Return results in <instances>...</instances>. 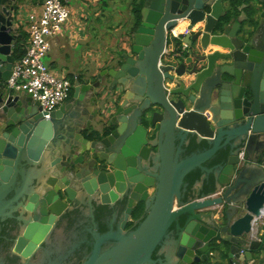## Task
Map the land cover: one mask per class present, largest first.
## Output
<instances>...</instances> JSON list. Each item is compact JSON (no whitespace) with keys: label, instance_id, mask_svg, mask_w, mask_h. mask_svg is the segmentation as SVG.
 Wrapping results in <instances>:
<instances>
[{"label":"water","instance_id":"1","mask_svg":"<svg viewBox=\"0 0 264 264\" xmlns=\"http://www.w3.org/2000/svg\"><path fill=\"white\" fill-rule=\"evenodd\" d=\"M16 1L0 0V218L21 211L15 252L29 258L39 250L65 208L53 200L61 183L42 195L38 187L55 183L48 160L64 142L63 172L73 170L89 192L98 188L105 206L127 201L121 226L94 234L82 264H201L226 244L229 264H264V0L251 11L237 0H139L128 51L95 80L91 70L77 76L72 97L50 118L6 84L22 38ZM101 121L115 128L110 135L77 132ZM62 124L75 130L69 139ZM193 137L211 147L183 157ZM224 148L226 161L205 166ZM197 168L203 176L189 196L185 179ZM211 175L214 190L200 194ZM141 203L147 216L128 233ZM111 240L117 244L103 251Z\"/></svg>","mask_w":264,"mask_h":264},{"label":"flooded vegetation","instance_id":"2","mask_svg":"<svg viewBox=\"0 0 264 264\" xmlns=\"http://www.w3.org/2000/svg\"><path fill=\"white\" fill-rule=\"evenodd\" d=\"M241 1L243 2V10L251 11L256 6V3H259L261 0ZM13 5L19 8L18 1L13 3ZM130 35L131 34L127 37L128 44L131 37ZM126 51H128V49L119 52L118 55ZM112 63L113 64L105 70H111L115 66V62ZM99 74H93L92 80H95ZM85 77L86 74H81V78ZM114 108L115 110L117 109V107ZM114 129L113 126L101 122L100 129L91 128V130H89L93 135L91 134L88 139L99 140V138L110 135ZM64 145L65 144L54 151H50L49 165L56 162V168L50 170V178H54L55 183H45L44 186H38L40 188L39 193L42 195L43 193L51 191L54 186L61 183L62 188L58 186L59 199L53 197V200H56L58 203H60L59 200L64 202L63 204L66 203L64 210L61 211V215L53 225L46 242L41 245L39 250L32 253L29 258H24L21 254L15 252L17 240L21 235L22 224L20 220H18L21 211L20 213L18 211L13 214L12 218H0V264H82L93 250L95 243L94 234H105L110 230L116 231L121 226L123 214L127 209L126 199L111 207L105 206L101 202V192L98 188H94L95 190L93 192H89L83 187L82 182L76 178L73 170L67 169L63 172L64 158L61 154L65 150ZM142 165L141 170L145 168L146 174L147 172H151L152 169L150 170V166L147 162H144ZM63 179H65L64 182L67 185L63 182ZM65 188L76 192V197L73 201L68 200ZM28 198V195H26V199L22 201L25 205L28 202ZM144 208V204L141 203L134 209L132 220L129 221L126 232L129 233L135 230L140 223L145 220L147 213H145ZM29 215L31 214L26 213L25 218ZM104 224L108 229L103 233L101 230ZM116 244L117 241H108L103 245V251H107ZM90 247L91 251L88 254Z\"/></svg>","mask_w":264,"mask_h":264},{"label":"crops","instance_id":"3","mask_svg":"<svg viewBox=\"0 0 264 264\" xmlns=\"http://www.w3.org/2000/svg\"><path fill=\"white\" fill-rule=\"evenodd\" d=\"M44 0H30V4L33 6L32 11H39L40 6L42 5ZM105 3V5H113L114 10L116 12V21L120 20L119 16L122 15L124 17V10H123V5H121V1H116L113 4L114 0H83V4H76V9L75 11H78V8H82L83 5L87 4L85 8L82 10L85 12V17L87 18L88 22L84 20V15H81L82 19H79L73 26L72 30L67 28L63 30L59 35L53 37L51 39V46L52 49L48 55V61L47 64L51 68L52 66H59L63 72L67 73V77L70 79L74 80L76 79L77 76L81 78V74H86L87 70H91L93 74H99L103 70L109 68L110 65H112L114 62L113 58L119 54V52H122L123 50H127L129 48L128 44V36H129V31L132 29V25L134 23V15L130 16V19L125 22L119 21L118 24L117 22L113 21L112 16L109 15L108 20L103 22V20L106 18L107 14L105 10H102L99 5L101 2ZM136 2L139 0H135ZM19 2V11L18 13L15 12L16 14V26L19 27V29H16L17 34L22 35V38L24 37L25 39L22 40V46L24 49L27 48L28 46V34L26 30L24 31L22 29V19H21V12L20 11L22 8L25 7V0H18ZM98 8V9H96ZM121 8V9H119ZM89 9L90 14H87L86 10ZM129 11V9H128ZM121 14V15H119ZM29 17V15H28ZM28 17L26 18V21L28 22ZM246 17V15H243V19ZM100 18L102 22H97L96 19ZM26 22V23H27ZM88 23L92 24L90 27L91 30L100 32L101 35L103 36L102 39H97L96 41L98 42V50L94 51V47H90L91 43L88 45H84L85 49L80 52V50L75 49L73 46L76 44L80 45L79 42L83 40L84 38L89 37V41L92 40L88 34L90 31L89 26L87 25ZM125 25V26H124ZM186 23L183 25H180L179 27V33H185L187 31ZM16 27V28H17ZM78 32H83L85 33L86 36L79 37ZM126 34L125 37H120L119 34ZM24 35V36H23ZM21 39V38H20ZM19 39V40H20ZM18 47V45H17ZM73 48V49H72ZM127 48V49H124ZM176 46H173L169 49L168 52H172V50H175ZM123 49V50H122ZM90 57V58H89ZM63 76V75H61ZM131 85H129V88ZM74 90L72 91L71 97L73 95ZM70 97V98H71ZM69 98V99H70ZM137 98V97H136ZM92 110V108H91ZM99 120V119H97ZM96 121V118L95 120ZM102 122V121H101ZM68 123L73 126V123L71 124L70 121L68 120ZM65 124H62L59 126V130L62 132V134H68V139L70 136L75 134V130L73 127L71 129H66ZM95 128L92 129H100V124L97 123L94 125ZM77 132L82 131V134L85 136V138H89V136L93 133L91 131L87 130H82L85 128L84 124H79L76 126ZM68 131V132H67ZM64 144V142H58V144L61 145ZM49 161V160H48ZM50 163V162H49ZM51 167V165H50ZM261 236L260 234H257ZM215 260H212V258L209 260V262H202L201 264H229V259L228 257H223V255L219 254L218 256H215Z\"/></svg>","mask_w":264,"mask_h":264},{"label":"built area","instance_id":"4","mask_svg":"<svg viewBox=\"0 0 264 264\" xmlns=\"http://www.w3.org/2000/svg\"><path fill=\"white\" fill-rule=\"evenodd\" d=\"M72 2L74 0H44L39 11L29 14L25 25L28 34L25 55L14 61L6 82L9 88L30 94L38 101L45 118H50L53 111L69 100L73 91L72 79L54 74L44 61L52 49L51 39L63 31L70 17ZM239 159L246 160L245 148L239 152Z\"/></svg>","mask_w":264,"mask_h":264},{"label":"rangeland","instance_id":"5","mask_svg":"<svg viewBox=\"0 0 264 264\" xmlns=\"http://www.w3.org/2000/svg\"><path fill=\"white\" fill-rule=\"evenodd\" d=\"M116 1H121V2H123V3H121V5H123V10H124V17H123V13H122V15L121 14H119V15H121V16H119V18H120V20H118V22L119 21H121V22H123V20L125 21V22H127L129 19H130V16H132V15H134L133 14V10H134V8H135V6H134V4H135V0H114L113 1V4L116 2ZM78 3V5L81 3V4H83V0H74V2H72L71 4H70V17H69V19H68V21H67V23L64 25V28H63V30H65L66 28H67V25H68V28L70 29V31L72 30V26L79 20V19H82V17H81V15H84V20L86 21V22H88V20H87V18L85 17V12L82 10L83 8H85L86 7V5L87 4H85V5H83L82 6V8H78V11H75L74 9H76V4ZM25 7L24 8H22L20 11H22L21 12V19H22V29L25 31L26 30V27H25V25H26V18L28 17V15H29V12L30 11H32L31 9H33V6L30 4V0H25ZM99 7L102 9V10H105L106 11V14H107V16H106V18L103 20V22H105V21H109L108 20V17H109V15L110 16H112V17H114L113 18V20L111 21V22H113V21H115V22H117L116 21V17H115V15H116V12H115V10H114V7H113V5H105V3H104V1L103 2H101L100 3V5H99ZM96 9H98V8H96ZM119 9H121V8H119ZM128 9H129V11H128ZM86 12H87V14H90V11H89V9H87L86 10ZM96 21L97 22H102V20L100 19V18H97L96 19ZM118 22H117V24H118ZM88 26H89V29H90V31L88 32V34H89V36H90V38L92 39V40H90L89 41V37L88 38H84L83 40H81L80 42H79V44L80 45H78V44H76L75 46H73L75 49H77V50H80V52H82L84 49H85V46L84 45H86V44H90L91 43V45H90V47H94V51H97L98 50V42L96 41L97 39H102V35H101V33L100 32H96V31H93V30H91V26H92V24H90V23H88L87 24ZM125 26V25H124ZM79 33V37L81 36V37H83V36H86L85 35V33H83V32H78ZM120 35V37H125V35L126 34H119ZM88 44V45H89ZM87 46V45H86ZM73 49V48H72ZM90 58V57H89ZM48 58H46L44 61L46 62V61H48L47 60ZM51 71L54 73V74H58V75H63V76H67V73L66 72H63V70H61V68L59 67V66H52L51 67ZM69 78V77H68ZM216 258L215 257H213L212 258V260H215Z\"/></svg>","mask_w":264,"mask_h":264},{"label":"trees","instance_id":"6","mask_svg":"<svg viewBox=\"0 0 264 264\" xmlns=\"http://www.w3.org/2000/svg\"><path fill=\"white\" fill-rule=\"evenodd\" d=\"M238 1L240 4L243 3L241 0H237L236 2H238ZM134 6H135V8L133 10L134 23L132 25V29L129 31V34H132L137 29V27L139 26V23L141 20L142 1H137V2L135 1ZM24 39L25 38L23 37L18 42V47L16 48L15 56H14L15 60L20 59L21 57H23L25 55L26 49H24L22 46V40H24ZM72 81L74 82V80H72ZM210 147L211 146L206 142L198 143L196 138L193 137L191 139L190 145L187 147V150H186L185 154L183 155V157L190 156L191 154L196 153V152L207 150ZM229 156H230V149L224 148V149L220 150L218 152V154L211 161L206 163L205 166L212 168V167L226 161ZM202 176H203V172L199 168L193 170L192 172H190L187 175V177L185 179V184H187V194L189 196H193L195 185H196V183H198L201 180ZM214 185H215L214 176L211 175L209 180H206L204 182L203 189L201 190L200 194H205V195L210 194L214 190ZM102 226H103V229L101 231L104 233V232H106L108 227L105 224ZM90 251H91V247L88 251V254L90 253ZM228 251H229V245L226 244L225 251L223 252V257H227Z\"/></svg>","mask_w":264,"mask_h":264}]
</instances>
